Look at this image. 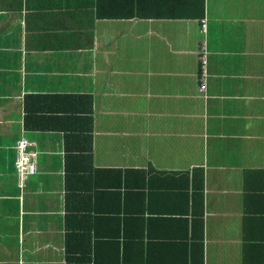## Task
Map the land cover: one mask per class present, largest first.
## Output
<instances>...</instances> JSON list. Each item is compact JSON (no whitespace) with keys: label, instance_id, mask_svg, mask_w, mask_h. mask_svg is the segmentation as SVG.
<instances>
[{"label":"crops","instance_id":"crops-1","mask_svg":"<svg viewBox=\"0 0 264 264\" xmlns=\"http://www.w3.org/2000/svg\"><path fill=\"white\" fill-rule=\"evenodd\" d=\"M0 264H264V0H0Z\"/></svg>","mask_w":264,"mask_h":264},{"label":"built area","instance_id":"built-area-1","mask_svg":"<svg viewBox=\"0 0 264 264\" xmlns=\"http://www.w3.org/2000/svg\"><path fill=\"white\" fill-rule=\"evenodd\" d=\"M204 28V26H203ZM204 69L202 70L201 77L203 76ZM201 90L205 89V85L200 86ZM29 146L25 139L20 140L16 145V159L15 170L18 188L22 190L25 186V182L29 176L36 173L35 154L26 152V148Z\"/></svg>","mask_w":264,"mask_h":264},{"label":"trees","instance_id":"trees-1","mask_svg":"<svg viewBox=\"0 0 264 264\" xmlns=\"http://www.w3.org/2000/svg\"><path fill=\"white\" fill-rule=\"evenodd\" d=\"M135 14H137V12ZM15 172H16V170H15Z\"/></svg>","mask_w":264,"mask_h":264}]
</instances>
